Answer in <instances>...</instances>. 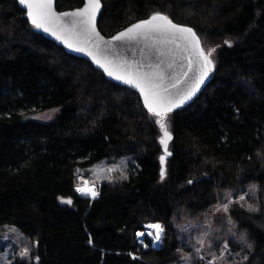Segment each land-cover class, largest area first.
<instances>
[{
    "label": "trees",
    "instance_id": "obj_1",
    "mask_svg": "<svg viewBox=\"0 0 264 264\" xmlns=\"http://www.w3.org/2000/svg\"><path fill=\"white\" fill-rule=\"evenodd\" d=\"M102 2L106 36L156 12L193 27L216 49L212 80L168 114L172 155L161 179L162 131L139 94L37 33L17 0H0V233L16 225L39 241L13 264H175L174 219L206 212L224 191L254 194L230 208L252 247L228 264H264V0ZM55 107L51 121L26 119ZM113 157L134 158L129 177L103 181L96 199L80 196L79 170ZM154 221L165 227L163 245L146 237L144 247L136 233ZM230 233L225 241L236 246Z\"/></svg>",
    "mask_w": 264,
    "mask_h": 264
},
{
    "label": "snow or ice",
    "instance_id": "obj_2",
    "mask_svg": "<svg viewBox=\"0 0 264 264\" xmlns=\"http://www.w3.org/2000/svg\"><path fill=\"white\" fill-rule=\"evenodd\" d=\"M18 2L26 6V15L35 28L51 33L69 48L86 52L108 76L139 89L145 107L158 118L156 122L162 131L159 142L163 146L164 154L159 159L162 165H165L161 169V179H164L167 175V159L172 155L169 151V142L173 134L169 130L168 114L199 91L200 86L215 68L212 53L216 49L206 51L201 38L192 27L177 24L168 15L156 12L148 19L139 20L111 38V41H123L125 44L142 41L150 45L148 56L142 60L128 61L126 58H120V54L109 47L111 42L106 41L97 30L96 18L101 9V0H86L82 8L68 12H57L54 0H18ZM226 43L231 42L226 41ZM177 56L180 57L179 60ZM115 170L113 168L109 171ZM121 178L127 179V175ZM85 184L87 186L84 187L78 185L76 192L90 196L92 199L100 195L94 185L88 182ZM59 199L62 203L73 204L71 197L61 196ZM240 199L243 201L244 197L241 196ZM248 207L249 210L258 211L252 205ZM222 209L227 212L228 204L222 205ZM217 211L220 209L218 208ZM146 227L154 231L148 233L138 231L137 237H144L147 234L154 236L155 241L161 240L165 231L162 224L153 223ZM241 239L247 240V236L244 235ZM92 243L93 241L89 239V244ZM199 243L203 245L204 240L201 239ZM35 246H39V241ZM248 247L251 248L252 245L249 244ZM196 251L199 253L200 249ZM20 256L22 259L29 258L30 249L25 248ZM34 259L38 262L40 257L36 255ZM244 259L247 260V257L245 256ZM185 260L186 264H190L189 258ZM210 264H215V261H211Z\"/></svg>",
    "mask_w": 264,
    "mask_h": 264
},
{
    "label": "rangeland",
    "instance_id": "obj_3",
    "mask_svg": "<svg viewBox=\"0 0 264 264\" xmlns=\"http://www.w3.org/2000/svg\"><path fill=\"white\" fill-rule=\"evenodd\" d=\"M210 48H213V46L206 47L205 50L208 51ZM60 113L61 107L37 110L28 113L26 119L48 122L53 120ZM135 164L136 161L131 157H113L112 161L104 160L93 165L90 169L79 170L78 185L81 184L82 177H87L88 184H95L94 186L97 190L103 181L122 179L121 177L123 175H127L128 178L129 172ZM113 168L116 170L109 171ZM109 177H111V179H109ZM253 195L254 194L251 192H242L236 195L234 192L224 191V193L220 195L218 203L209 208L206 212L202 214H192V216L183 214L175 218L173 222L182 241L179 260L175 264H186L185 258L190 259V264H210L213 260L215 264H228L229 261L233 262V259L240 256L243 257L245 252L242 246H247L248 240L241 239V237L244 236L242 233H236V224L230 217L229 212L234 202L240 201L249 204ZM241 196L244 197L243 201L240 199ZM229 200H231V203H229ZM224 204H228L227 212H224L222 209V205ZM218 208L220 211H217ZM154 222L162 224L161 222ZM229 229L231 232L229 237L234 240L236 246H238V244L240 245L239 249L231 245L229 241H225V236ZM164 236L165 231L160 241H155L154 236L147 234L144 237H137V239L140 244L144 246L148 245L146 237H149L150 240H152L151 246L160 248L163 245ZM201 239L204 240L203 245L199 243ZM35 247V243H32L16 225H6L0 233V264H13L17 261V258H21L20 254L25 248L30 249L31 252ZM225 248L227 250H225ZM196 249H200L199 253Z\"/></svg>",
    "mask_w": 264,
    "mask_h": 264
},
{
    "label": "water",
    "instance_id": "obj_4",
    "mask_svg": "<svg viewBox=\"0 0 264 264\" xmlns=\"http://www.w3.org/2000/svg\"><path fill=\"white\" fill-rule=\"evenodd\" d=\"M17 1H18V0H17ZM85 2H86V0H84L83 4L80 5V6H77V7H74V8L62 9V10H61V9H58V8H57V5H56L57 0H54V3H55V10H56L57 12H68V11H74V10L77 9V8H82V7L84 6ZM18 4H19V2H18ZM19 6L25 11L24 16H25V18L27 19V21H28L29 23H31L30 18H28L27 15H26V11H27L26 6L21 5V4H19ZM103 7H104V5H103V2H102V0H101V9H100V12L98 13L97 18H96V27H97V30L99 31L100 35L103 36L104 39H105L106 41H110V42H111V43L109 44V47L112 48V49H114L115 52H118V53L120 54V58H126L128 61H132V60H142L144 57L148 56V55H149V52H150V45H146L145 42L138 41V42H130V43H128V44H125V42H123V41H111V38H112L113 36L117 35V34H118L119 32H121V31H124L127 27L131 26V25L134 24V23H137L139 20L136 21V22H134V23H132V24H130V25H128L127 27H125V28L119 30L118 32H116L115 34H113V35H111V36H106V35H104V34L101 32V30L99 29V26H98V22H99L100 15H101V13H102V11H103ZM148 18H149V17H148ZM148 18H146V19H148ZM141 20H144V19H141ZM173 21H174V20H173ZM174 22H175V21H174ZM175 23H177V22H175ZM31 24H32V23H31ZM177 24H179V23H177ZM181 25H184V24H181ZM185 26H189V25H185ZM189 27H191V26H189ZM34 28H35V27H34ZM192 28H193V27H192ZM193 29H194V28H193ZM194 30H195V29H194ZM35 31H36L37 33L42 34L43 36L49 38L50 40L54 41V42H55L56 44H58L59 46L63 47V48L66 50V52H68L69 54L75 55V56L80 57V58H85V59H87L88 61H90L91 64H92L95 68L100 69V70H102V71L104 72V75L106 76L107 79H109V80H111V81H113V82H115V83H117V84H119V85H122V86H125V87H128V88H131V89L135 90V91L139 94V96H140V98H141V100H142V102H143V96H142V94L139 92V89H137V88L133 87L132 85H129V84H127V83H125V82H123V81H121V80H117V79H115L114 77H110V76H108L107 73L104 71V69L101 68L99 65H97V64L95 63V61H93L92 58H91L86 52L77 51V50H75V48H69V47H68L63 41L57 39V38H56L55 36H53L51 33L46 32V31H44V30H42V29H37V28H35ZM195 31H196V30H195ZM196 33H197V32H196ZM197 35L199 36L198 33H197ZM199 37H200V36H199ZM201 42H202V40H201ZM202 45H203V43H202ZM177 59L179 60L180 57L177 56ZM211 80H212V72L210 73V75L208 76V78L205 80V82L200 86V89H199V91L195 94V96H193V97H192L190 100H188L186 103H184V104L181 105L179 108H176V109H174V110L180 109V108H182L183 106H186V105H188L189 103H191L193 100H195V98L198 97V95L201 93V91L205 88V86H206L207 84H209V83L211 82ZM143 104H144V103H143ZM144 106H145V105H144ZM174 110H173V111H174Z\"/></svg>",
    "mask_w": 264,
    "mask_h": 264
},
{
    "label": "bare ground",
    "instance_id": "obj_5",
    "mask_svg": "<svg viewBox=\"0 0 264 264\" xmlns=\"http://www.w3.org/2000/svg\"><path fill=\"white\" fill-rule=\"evenodd\" d=\"M82 181H83V184H80L79 186H81V187H84V186H87L86 184H85V182H88V180L86 179V178H84V177H82ZM80 194V193H79ZM81 195V194H80ZM81 196H84V195H81ZM84 197H89V196H84ZM89 198H91V197H89ZM97 198V197H96ZM95 198V199H96ZM153 223H156V222H151V223H149V224H153ZM151 231V229H148V228H146V230L145 229H143V232H145V233H148V232H150Z\"/></svg>",
    "mask_w": 264,
    "mask_h": 264
},
{
    "label": "built area",
    "instance_id": "obj_6",
    "mask_svg": "<svg viewBox=\"0 0 264 264\" xmlns=\"http://www.w3.org/2000/svg\"><path fill=\"white\" fill-rule=\"evenodd\" d=\"M81 184H83V181H81ZM95 185V184H94ZM147 225V224H146ZM147 228V227H146Z\"/></svg>",
    "mask_w": 264,
    "mask_h": 264
},
{
    "label": "crops",
    "instance_id": "obj_7",
    "mask_svg": "<svg viewBox=\"0 0 264 264\" xmlns=\"http://www.w3.org/2000/svg\"><path fill=\"white\" fill-rule=\"evenodd\" d=\"M91 178V177H90Z\"/></svg>",
    "mask_w": 264,
    "mask_h": 264
}]
</instances>
